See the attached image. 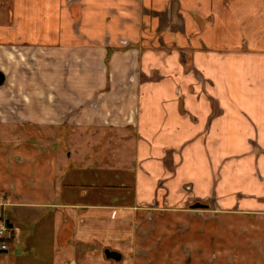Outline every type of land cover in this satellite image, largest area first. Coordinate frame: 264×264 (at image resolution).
Here are the masks:
<instances>
[{"label":"crops","instance_id":"1","mask_svg":"<svg viewBox=\"0 0 264 264\" xmlns=\"http://www.w3.org/2000/svg\"><path fill=\"white\" fill-rule=\"evenodd\" d=\"M0 72V264H264V0H0Z\"/></svg>","mask_w":264,"mask_h":264},{"label":"rangeland","instance_id":"2","mask_svg":"<svg viewBox=\"0 0 264 264\" xmlns=\"http://www.w3.org/2000/svg\"><path fill=\"white\" fill-rule=\"evenodd\" d=\"M57 143L63 151V160L73 167L91 166L87 159L94 151L96 161L99 162L97 164L106 162L108 164L103 166L118 168L119 166L116 164L119 163H116V160H122V167L123 165L133 166L136 140L131 132L128 134V132L120 130H108L103 134L90 133L86 135L82 131L73 134L72 128L63 127L58 134Z\"/></svg>","mask_w":264,"mask_h":264},{"label":"water","instance_id":"3","mask_svg":"<svg viewBox=\"0 0 264 264\" xmlns=\"http://www.w3.org/2000/svg\"><path fill=\"white\" fill-rule=\"evenodd\" d=\"M4 75L0 72V84L4 81ZM201 206V205H200ZM6 252V249L0 248V254ZM105 254L107 258L113 259V260H120L121 259V253L117 251H112L110 249L105 250Z\"/></svg>","mask_w":264,"mask_h":264},{"label":"built area","instance_id":"4","mask_svg":"<svg viewBox=\"0 0 264 264\" xmlns=\"http://www.w3.org/2000/svg\"><path fill=\"white\" fill-rule=\"evenodd\" d=\"M5 231H6L5 225L2 222H0V236L3 235ZM1 248L6 249L7 245L3 243Z\"/></svg>","mask_w":264,"mask_h":264}]
</instances>
